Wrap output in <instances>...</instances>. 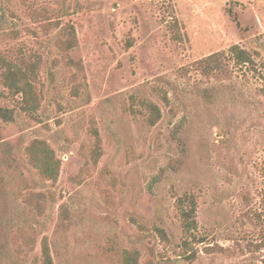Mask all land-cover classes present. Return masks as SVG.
I'll return each mask as SVG.
<instances>
[{"label": "rangeland", "instance_id": "obj_1", "mask_svg": "<svg viewBox=\"0 0 264 264\" xmlns=\"http://www.w3.org/2000/svg\"><path fill=\"white\" fill-rule=\"evenodd\" d=\"M49 21L72 23L77 47L58 50ZM20 51L42 59L39 104L25 111L0 77V264H43V241L53 264H263L248 244L264 190V0H0V54ZM214 53L218 68L197 64ZM35 139L61 161L55 183L29 164ZM183 197L202 243L183 230Z\"/></svg>", "mask_w": 264, "mask_h": 264}, {"label": "trees", "instance_id": "obj_2", "mask_svg": "<svg viewBox=\"0 0 264 264\" xmlns=\"http://www.w3.org/2000/svg\"><path fill=\"white\" fill-rule=\"evenodd\" d=\"M53 27H59L63 32L55 42L58 50L63 54L69 53L78 45V40L75 32V27L72 23L61 25L59 21L48 22L43 25V29L50 30ZM229 53L233 58V61L239 66H248L255 68V63L252 55L241 49L239 46L234 45L230 47ZM222 56V53H214L203 59L197 61V64H205L209 70L218 68V59ZM42 59L37 57L31 59L26 57L20 51L16 56H7L0 54V77L3 85L12 95L20 96V99L24 105V110L33 112L38 108L39 96L35 84L38 79L39 69L41 67ZM215 66V67H214ZM145 107L149 110V116L147 122L153 126L157 123L161 116L160 109L152 104L146 103ZM4 121H10L11 117L2 115ZM96 138V147L100 148V138L96 131H94ZM28 157L29 164L38 172V174L53 183H55L59 177L61 161L57 158L55 152L48 145L47 142L35 139L25 149ZM100 157V150L94 157V163L97 162ZM45 196L43 194H29V204H36L35 207L42 213L40 201H43ZM259 208L256 209L250 215L253 217V222L256 224V229H259L255 242L248 244L255 252H264V190L260 194ZM178 207L180 216L182 219V227L184 232L189 236L191 242L202 243V239L197 238L194 235V231L197 230L196 223V202L193 197H183L178 199ZM258 230V229H257ZM158 233L162 238H166L164 231L158 229ZM192 243L184 241L183 246L186 252H190L192 249ZM213 249H207V252H212ZM194 257V254L191 258ZM42 258L43 264H53L49 247L46 241L42 243ZM123 262L125 264H138V253L125 252L123 254ZM261 262L264 264V255L261 258Z\"/></svg>", "mask_w": 264, "mask_h": 264}]
</instances>
